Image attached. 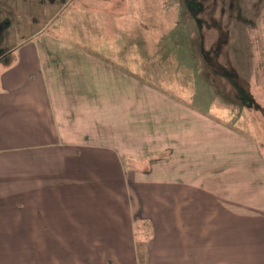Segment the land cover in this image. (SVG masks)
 <instances>
[{"label": "rangeland", "instance_id": "374dc122", "mask_svg": "<svg viewBox=\"0 0 264 264\" xmlns=\"http://www.w3.org/2000/svg\"><path fill=\"white\" fill-rule=\"evenodd\" d=\"M35 41L60 110L130 181H264V0H0V59ZM37 233L0 239V264H84L95 247Z\"/></svg>", "mask_w": 264, "mask_h": 264}, {"label": "crops", "instance_id": "0c3cea01", "mask_svg": "<svg viewBox=\"0 0 264 264\" xmlns=\"http://www.w3.org/2000/svg\"><path fill=\"white\" fill-rule=\"evenodd\" d=\"M43 46L0 59V239H93L84 264H264V181H130L117 149L58 107Z\"/></svg>", "mask_w": 264, "mask_h": 264}]
</instances>
